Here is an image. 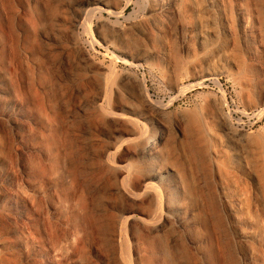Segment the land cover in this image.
I'll return each mask as SVG.
<instances>
[{
  "label": "bare ground",
  "instance_id": "1",
  "mask_svg": "<svg viewBox=\"0 0 264 264\" xmlns=\"http://www.w3.org/2000/svg\"><path fill=\"white\" fill-rule=\"evenodd\" d=\"M57 24L150 67L170 102L72 58ZM130 35L137 54L111 38ZM261 107L264 0H0V264H264Z\"/></svg>",
  "mask_w": 264,
  "mask_h": 264
},
{
  "label": "rangeland",
  "instance_id": "2",
  "mask_svg": "<svg viewBox=\"0 0 264 264\" xmlns=\"http://www.w3.org/2000/svg\"><path fill=\"white\" fill-rule=\"evenodd\" d=\"M68 1L70 2V0H67V1L65 0V2H68ZM66 9L67 8H65L64 11H61L63 9L59 10L60 11L59 13L61 14V16L64 15V14L65 15L69 14V19L72 21L75 18V15H74V13L72 11H71L72 14H71V12H69V13L67 12L66 13L65 12V11H67ZM62 13H64V14H62ZM64 27L61 24L60 25L57 24V26H56L57 30L55 29L56 31L55 30L54 31L59 37L62 36V37H60V38H62V39H60L61 43H62V47L65 45V47H64L65 49L69 48L70 56L72 58L76 55L75 53L78 52V50L75 49L76 47L81 48V49H85V51L89 52L94 57V59L97 62L104 63V65L107 66V67H110V66L111 67H115L117 65L115 67L117 69V71H119V72H121V71L122 72H129V73H132V74L138 76L141 79H145L147 81V83H148V86L153 91V93H154L153 95H154V98L156 100L164 102V104H167V103L170 102L171 95L170 94L168 95L167 91L163 87L161 88L162 85L161 84L159 85V81H157L156 74L151 70L150 67L143 68V69H140V70L134 69L132 66L128 65L131 62L130 58H128L126 61H123L122 60V54H120V52H118L116 50L115 46L112 45V46H109L108 49H106L107 47H105L102 44V40L100 39L101 37L97 36L96 34L95 35H91V34L87 35V34H83V33L82 34L81 33H79V34L75 33L73 35V31H72L71 26L69 28L68 27L64 28ZM41 28H42L41 32L44 33V34L46 32L47 33L51 32L50 31L51 29L47 25H44V28L43 27H41ZM60 29L63 30L64 32L63 31L61 32ZM67 29H68V34L66 32ZM58 31H60V32H58ZM63 35H64V37H63ZM132 37H133V39H136L135 41L137 43H139V47H142L143 45H145L144 43H142V39L137 37V36H132V35L126 36L127 39L126 38L125 39L124 38L120 39L118 36L117 37H111V38L112 39H114V38L116 39V40H114L115 43H116V41H117V43H121L122 40H123L122 46L125 47L124 44L126 43V47L125 48L128 51H130L131 53L137 54L139 51H136V50L142 51L145 48V46H143L142 49L139 48L138 45L135 44L136 42L134 40L133 41L131 40ZM137 39H138V41H137ZM129 42L132 44L131 46L129 45ZM133 45H136L139 49L138 48L136 49V46H133ZM58 53L56 54V56L59 59V57H61V56H60V53L59 54ZM121 62H124V63L128 62V63L124 64V63H121ZM112 63H113V66H112ZM113 75H114L113 76V79H114L116 77V74H113ZM111 79H112V77H111ZM227 79L228 78H225V80L222 82L223 83L222 86H223V90L226 91L227 100L230 103V110L229 111L234 112L236 114L235 115L236 119L237 118L238 119H240V118L243 119V117H244L243 113L244 112H248L246 110V107H245V105H247V101L246 100H242V96L240 94L239 88L237 86L235 87L234 83L232 81L229 82V79L228 80ZM210 86H209V88H205L203 90L204 93H208L209 92V93H216L217 95H220V96L222 95V92H220L221 91L220 87H218V86L215 87V85H212L211 87ZM198 93L199 94L202 93V90H200ZM198 93H194V94L189 95V97L187 99L183 100V102H181L178 105H176V107L173 110H171L170 112L171 113L173 112L174 114L177 112L179 115H183V114H185V111H186V113H188L189 111L190 112L194 111L195 107L198 105V103L201 100L200 98H198L199 97ZM240 100H242V101H240ZM244 101L246 102L245 105H244ZM242 102H243V104L241 105ZM238 110H239V112L237 113L236 111H238ZM263 111H264V107H261L260 109H258V111L256 110L254 112L248 113V116H246V118H244L245 130L248 133L255 132L254 138L261 136L263 134V132H264V120H263L264 117H262V114H261V113H263ZM256 115H258V116H256ZM253 117H255V119H252ZM258 118L260 120H262V121H260V120L258 121ZM257 121L259 122V124L257 126H255V127H253V125L255 123H257ZM170 123L172 124L171 120H170ZM132 260L133 259L130 258L129 262L134 264V262Z\"/></svg>",
  "mask_w": 264,
  "mask_h": 264
}]
</instances>
